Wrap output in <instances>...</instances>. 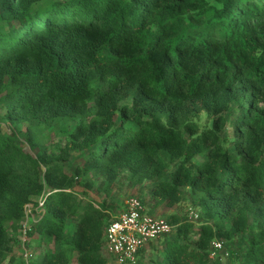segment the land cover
<instances>
[{"label": "trees", "instance_id": "obj_1", "mask_svg": "<svg viewBox=\"0 0 264 264\" xmlns=\"http://www.w3.org/2000/svg\"><path fill=\"white\" fill-rule=\"evenodd\" d=\"M123 175L202 214L167 218L154 264H211L241 234L264 264V0H0V262L45 196L30 264H110Z\"/></svg>", "mask_w": 264, "mask_h": 264}, {"label": "rangeland", "instance_id": "obj_2", "mask_svg": "<svg viewBox=\"0 0 264 264\" xmlns=\"http://www.w3.org/2000/svg\"><path fill=\"white\" fill-rule=\"evenodd\" d=\"M236 115V111L234 107H231L230 111L226 114L227 116V129H230L231 121ZM208 121V117L206 115H202L201 123H206ZM67 127V126H66ZM227 130V131H228ZM226 131L222 132V135H225ZM62 139L55 134L52 135V142L54 144L61 143ZM76 159V155L72 154V158L70 162ZM200 158H197L196 161H200ZM69 162V163H70ZM152 184L150 182H144L140 185L132 184L125 175L119 177L117 181L113 185V195L110 201L114 203L115 208L111 212V214L119 213L124 208V203L126 199L130 196L138 197L145 206V209L150 211L153 216L157 218L167 220V218L171 214H177L181 220L188 221V212L193 209L199 212V217L193 221L192 223L195 226H198L201 222H203L202 214L200 209L197 206H194L191 203V199L189 194H185L183 200L178 204L172 207H169L165 203L155 206V199L151 197L150 189ZM80 189V188H78ZM90 198H93L95 201L101 200V195H96L93 192H89ZM42 217L41 212L33 211L32 215H30L27 219L28 225L31 228L32 225L37 223ZM76 219H72L68 222L66 231L70 232L73 228L74 221ZM250 224H254L252 219ZM176 235V226L173 228L172 232L166 235L164 238H157L152 240L151 243H148L145 248L139 254L138 264H154L155 262L161 260V250L163 248V244L166 239H172ZM248 234H241L234 237L232 240L223 242V249L217 253L214 258H211V264H244V250L247 246L248 242ZM193 240L194 238H190ZM12 251L9 253V256L0 262V264H30L32 261H35L39 258V254L42 253L45 246L40 245L34 237H28V241L26 244V249L29 253L32 254L31 257L26 258L23 255V251L21 249V235L20 231L18 234L13 236V242L11 243ZM103 252V251H102ZM227 253V254H226ZM110 264H115L113 259H110ZM154 262V263H153Z\"/></svg>", "mask_w": 264, "mask_h": 264}, {"label": "built area", "instance_id": "obj_3", "mask_svg": "<svg viewBox=\"0 0 264 264\" xmlns=\"http://www.w3.org/2000/svg\"><path fill=\"white\" fill-rule=\"evenodd\" d=\"M44 201L45 196H41L37 200L36 207L32 203L24 206V219L20 223L19 231L21 249L26 258L32 256L26 249L30 230L27 219L33 211H39L43 216ZM198 217V211L191 209L188 212L189 222L195 221ZM173 228L174 225L168 223L167 220L149 214L138 197L130 196L126 199L124 208L119 213L111 215L104 230L102 251L110 256L115 264H138L140 251L152 240L172 232ZM221 249H223V242L213 240L210 258H214Z\"/></svg>", "mask_w": 264, "mask_h": 264}]
</instances>
